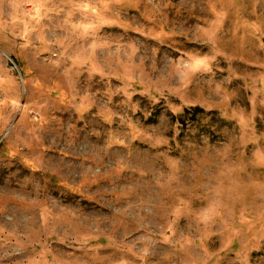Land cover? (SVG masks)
Instances as JSON below:
<instances>
[{
  "label": "rangeland",
  "instance_id": "rangeland-1",
  "mask_svg": "<svg viewBox=\"0 0 264 264\" xmlns=\"http://www.w3.org/2000/svg\"><path fill=\"white\" fill-rule=\"evenodd\" d=\"M0 264H264V0H0Z\"/></svg>",
  "mask_w": 264,
  "mask_h": 264
},
{
  "label": "trees",
  "instance_id": "trees-1",
  "mask_svg": "<svg viewBox=\"0 0 264 264\" xmlns=\"http://www.w3.org/2000/svg\"><path fill=\"white\" fill-rule=\"evenodd\" d=\"M193 113H195V112H193ZM192 113V114H193ZM190 114V111H188L186 114H184V115H181V117H180V119H179V121L180 122H186V120L188 121V120H192V119H189V117H188V115ZM187 123V122H186Z\"/></svg>",
  "mask_w": 264,
  "mask_h": 264
},
{
  "label": "water",
  "instance_id": "water-1",
  "mask_svg": "<svg viewBox=\"0 0 264 264\" xmlns=\"http://www.w3.org/2000/svg\"><path fill=\"white\" fill-rule=\"evenodd\" d=\"M13 65H14L13 62H11V63H10V66L13 67Z\"/></svg>",
  "mask_w": 264,
  "mask_h": 264
}]
</instances>
